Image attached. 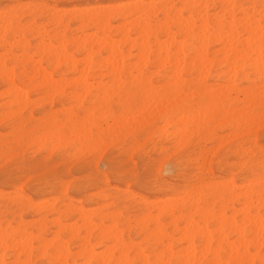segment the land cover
<instances>
[{
	"label": "snow or ice",
	"instance_id": "6c2138e0",
	"mask_svg": "<svg viewBox=\"0 0 264 264\" xmlns=\"http://www.w3.org/2000/svg\"><path fill=\"white\" fill-rule=\"evenodd\" d=\"M131 7V6H129ZM137 8L141 6H136ZM147 7V6H144ZM202 7L212 8V5ZM235 7V6H226ZM241 22L233 17L225 20L232 26V32L238 35L241 50L247 55L246 62L255 61L253 68L259 77V107L264 113V0L259 5H248ZM259 8V19L252 10ZM62 6L51 3L25 4L19 2L0 5V44L3 46V70L5 81L10 89L23 92L21 75L27 73L28 64L23 62L26 50L30 49L37 30H47L49 24L60 18ZM227 27V26H225ZM259 37V56L256 55V37ZM28 45H25V42ZM31 55L30 51H27ZM39 54L32 55L38 60ZM133 79L120 76L119 88L115 84L108 87L112 92L127 93L128 102L121 105L120 111H113V119H122L128 109L139 110L144 94L156 89V80L146 79L136 72ZM79 91V85L76 86ZM173 97L183 99L178 105L183 116L189 120L183 130L184 136L191 135L192 141L212 130L214 122L220 118L222 109L217 101V87L207 78L188 80L180 76L169 81L167 85ZM253 91H255L253 89ZM101 92L79 99L63 114L57 113L34 125L31 122L17 125L5 120V132L9 127L18 128L16 135L18 147L16 154L5 160L0 179L13 190L3 194L6 204H31L29 195L59 192L67 200L68 193L80 190L81 194L92 198L101 197L108 205V211L114 216L115 227L108 233L116 241L111 248L89 247L82 250V260L78 264H264V140L259 144L250 138H241L234 142L235 159L228 173L218 174L215 163L209 164L203 156H195L187 149H170L159 156H145L147 145L140 143V138H110L98 134L96 122L98 105L101 104ZM39 95V93H37ZM171 98V97H170ZM27 117V109L20 113L21 120ZM172 116L161 117L159 123L171 121ZM109 127L112 121H108ZM169 134L174 130L168 125ZM37 138L39 142L37 141ZM176 140L183 143V136L177 134ZM217 158L213 157V161ZM259 162V167L256 166ZM77 169H83L81 176ZM227 185L233 190L255 192L259 190L262 211L256 227L259 232L260 260L251 258L255 254V236L245 234L249 242L245 258L225 259L228 248L223 243L217 248L213 245L208 250L212 259H193L191 255L183 256V250H177L173 237L163 227L164 210L172 204H200L198 197L205 190ZM239 186V189H237ZM67 190V191H66ZM158 197H168L160 200ZM145 209L151 211L143 216ZM249 212V216H253ZM137 218V230L143 231V240L130 243L122 238L121 230L127 231L126 223ZM111 222L106 221L105 227ZM239 227V225H236ZM70 246V233L59 231L50 235L46 231L36 232L21 225L19 228L9 225L0 237V247L4 249V258L0 264H66L63 254ZM20 253V258L12 259L10 254ZM67 264H71L70 261Z\"/></svg>",
	"mask_w": 264,
	"mask_h": 264
},
{
	"label": "bare ground",
	"instance_id": "6f19581e",
	"mask_svg": "<svg viewBox=\"0 0 264 264\" xmlns=\"http://www.w3.org/2000/svg\"><path fill=\"white\" fill-rule=\"evenodd\" d=\"M129 2L130 3L125 2L126 4L119 3L118 5L112 4L113 6H110V7H103V6H97V7L76 6L74 7V9L72 10V13L74 16H76V18L79 19V22L81 24V27H80L81 32L80 34H77V35L69 34L70 27L65 20V15L67 11H65L64 9L63 10L61 9V12L63 13V15L60 18L55 19L51 22L54 28L53 32H51L53 35L52 38L50 37V34L44 30H37L36 32V35L38 36V39H39V43L38 44L36 43L37 45L35 47V53L34 52L32 53H34L35 55L38 53L39 60L33 61L32 56L27 54V51H30V49L26 50V54L23 57V62L28 64V71H30V74H32L35 77H38V76L41 77L42 79L39 78L40 83L39 81L38 83L42 84V82H44L45 80H48L46 82H49V80L52 79L50 72L48 73L43 68V65H42L43 62L50 64L51 68L55 71H58L61 66L62 67L64 66L68 69V71L74 74H77V77L79 76L78 78L80 79V84L78 85L79 87L83 85V88H80V89H83V91L86 88L96 89V90L103 91L104 93V91H107V90L109 91L107 86L111 84H115L117 86V89L119 88V84H120L119 78L121 75H124L125 78H127L128 80H131L133 79V76H132L133 72H136L140 76H143L144 73H147L146 79L156 80L159 86L156 89H153L152 91H150L149 93L144 94L145 100L143 99V103H144L143 106H145L146 108V105H147V108L146 109L144 108V112L147 110V113L151 114V113H154L151 109H154L155 111H158V112L160 111V113L162 112L164 116L166 114L170 115L174 111H181L178 105H182L184 103L183 99H177L176 97H173L171 95L170 91L167 88L169 81L173 80L174 78L180 77V76H183L190 81L199 80L201 77H204L210 80L212 84L217 87L218 89L217 101L219 102L221 109H222L220 118L214 122L212 126V130L206 132L202 137L197 136V138L194 141H192L191 135L184 136L183 130L186 128L187 124L189 123V120L186 116L180 117L182 115L181 114L182 111H181L180 116L177 115L178 117H175V116L172 117L171 121L165 120V122L162 123V127L157 126L158 127L157 133H159L160 137H163L164 135H166V133L169 130L168 125L169 123H171L174 130L171 133V135H169V133L168 135L172 137V140H173L172 144L174 143V147H176V149H181L195 142L196 143L195 150L192 152V154L195 156L206 157L210 165L215 162L213 161V157H216L218 159V157H220V155L226 151L232 154V158L235 157L236 148L234 146V142L238 141L241 138H245V139L250 138L253 143L257 144L258 138L264 135V113L261 112L260 107H259V89H260L259 77L255 69L253 68L255 61L246 62L247 55L244 51L241 50L239 37L238 35L232 32V26L230 23H228V20H231L233 17H235L237 19V23H240L244 12L248 10L247 6L249 4L259 5L261 0H182L179 3H174V1L172 0H152L149 3H145L143 0H136L133 2L131 1ZM211 3L219 6V8L222 11L217 12V13L215 11V13L212 14L210 13V8L202 7L204 5H210ZM136 6H141V7L137 8ZM144 6H147V7H144ZM226 6H235V7L233 8V7H226ZM252 12L258 20L259 19V9L256 8L252 10ZM237 13H239L240 16H238ZM225 16L228 17V20L224 19ZM114 22H117V23L119 22V24L114 25L113 24ZM49 41L58 42L56 43L57 46L52 45V43H50ZM258 41H259V37L257 36L256 37V48H255L257 57L259 56ZM25 45H28L27 41L25 42ZM30 48H31V45H30ZM0 49L3 51L2 44H0ZM103 55H106V56L103 57ZM3 60H4V51L2 52V54L0 53V75L3 76L4 81H5L4 70H3ZM26 76H27V73L22 72L21 77H26ZM104 78L108 79L109 81L107 83H103ZM53 79H52L53 80L52 82H55V80H57L55 78ZM59 79L60 77L58 78L57 82H59ZM61 79H64L61 85H65L66 78H61ZM72 79L69 78L68 80L70 82L67 81V83H72L73 82ZM90 80L93 81L92 84L91 83L89 84L88 81ZM38 83H35L36 87ZM59 83L57 85H60ZM53 84H54L53 86H55V83ZM7 89L9 90L10 88H7ZM59 89L60 87L57 89V91L52 92L51 93L52 95L49 92L47 94L53 97L55 95V92L57 93L59 92L58 91ZM253 89L255 91H253ZM53 90H54V87H53ZM6 92L7 90L5 89L4 95H6ZM11 92H13V90ZM24 92H22L23 95H24ZM1 93L3 94V91ZM14 93L16 92L14 91ZM83 93L84 92L81 91L80 92L81 95L79 93H78V96L77 94L73 95V93L72 95L75 96V98L81 96V98L79 97L81 101L83 100V97L86 96L85 93L87 94V91L84 94ZM21 94L16 93L17 96L20 95L22 98L23 95ZM16 95L14 94L13 97ZM106 96H103V98L101 97V99L105 100L106 98H108V96L111 97V95H108L107 97ZM10 97H12V95ZM52 97H50L49 100H51ZM58 97L60 96L58 95ZM23 98H24L23 99V102H24L23 105H24L26 101L25 98L26 99L28 98L26 96ZM121 98L123 99V97ZM30 100L31 99H29L28 101ZM11 101H12L11 99L8 100V104L9 102L11 103ZM18 102L20 103V100H18ZM18 102L16 101L14 103H18ZM55 105H57L56 102H55ZM151 107H154V108H151ZM20 108L22 112L23 109L22 107ZM23 108H25V105L23 106ZM64 108L66 110L67 106ZM119 108L120 107H118V109ZM149 108H151L150 110L152 112H149ZM141 109L142 108H140V110ZM140 110H137V112L140 113L139 112ZM106 114L104 113L105 116ZM135 115L136 113L132 117H135L136 119ZM142 115L141 117H143ZM11 116L12 115L8 117L11 118ZM99 116L101 118V115H98V117ZM125 118H126L125 121L129 120V122L126 123V125L130 124L131 128H135L140 123L143 127L147 125H152L155 127L154 119L149 118V116H146L141 119H139L140 117L137 118L139 119V120H135V122L138 121L137 123H132L133 121H131V115H130V118L127 119L126 116ZM98 121L99 120L97 119V123ZM103 121L106 122L107 120L103 119ZM122 121L124 120H121L120 122L123 123ZM0 122H3V120H1ZM120 122L118 124H120ZM114 123L112 126H114L115 124L118 125L117 123L115 124ZM107 125L105 124L106 127ZM221 126L228 129L230 133L224 136H218V134L215 132V129ZM106 127L103 128V130L105 129L106 131ZM107 128H109V131H110V127L108 126ZM178 133L183 136V143L175 139ZM37 142H38V138H37ZM165 149L163 151H165ZM223 155L225 154H222V156ZM256 166L257 168L259 167L258 161H256ZM221 172L224 173V171H221ZM237 189H239V186H237ZM75 192L77 193V191ZM204 193H206V197L217 196L219 199L223 201L228 198L229 201L232 202V204H235V203L240 204L241 208L239 207V210L233 209L234 211L232 215L228 216L226 213L228 206H224V208H222L223 211L219 215H216L215 212H213V210L211 209V206L201 208L199 204H194L195 207L193 208L192 212L190 209V213L199 215L201 219L199 221H202L203 223L202 227L204 228L200 230L199 227L201 226L198 224L199 225L198 229H196L197 226L195 224H197V222L195 223L193 221L194 223H192L191 220L189 219L188 220L190 222L186 221V223H183L184 224L182 226L183 228H181V226L175 227L176 224L172 226L173 230L174 228H176V230L182 229V231H184L182 232V234L183 233L186 234V235L183 234L185 236V237L183 236V238L178 236L180 240L187 238L188 243L190 242L188 245H185L186 248L189 246L188 247L189 251L187 250V252H183L182 254L185 253L186 255V253L188 252H190L188 253L189 255L194 254L192 251V248L194 246L195 240H198L203 243L204 250L202 249L203 246L202 247L199 246L200 250L199 249L198 250L200 252H197V253H200L201 254L200 256H202L203 254L204 259H206L205 255L208 254V250L213 247L214 243L215 245H217L216 246L217 248L222 243L225 246H227L228 255L226 256L227 258L225 259L245 258V251L247 248V244L249 242L245 234V225H247L248 234L250 236H255L256 245H257L255 247V254L251 258L255 259L256 261H259L261 258L260 249L258 246L259 236L257 235V233L259 232V229L258 227H256V223L262 211L259 190L255 192L233 190L227 185L221 184L218 187H213L209 190H205ZM229 201H227V203H229ZM43 203L44 202H42V204ZM50 203L53 204L55 202L52 201ZM90 203L92 204V202ZM39 204L41 203L39 202ZM39 204L37 202L36 207H39ZM32 205H34V202ZM32 207H35V205ZM74 208L75 207H73L72 209ZM78 209H80V207ZM195 209L197 210L196 212L194 211ZM147 211H148L147 213H149L151 210L147 209ZM176 211L178 210H176L174 206L172 208L169 207L168 209L166 208L164 210V214H167L168 216H172L171 220H173V224L175 223V219L176 220H178L177 218L182 219V216H183L179 214L181 218L179 216L176 217L177 215ZM250 211L254 213L253 216H249ZM110 217H112L111 214H110ZM191 218H192V215H191ZM141 221H142V218H141ZM41 222H44V220H42ZM100 222L99 224H103L102 220ZM111 222L112 224H114L112 220ZM188 222L189 224H187ZM212 222L217 224V226L215 227L217 230H211L212 233L217 232L215 234V236H218V238L216 237V240L213 234L209 231L210 229L208 230V226ZM58 223L59 221H55V226ZM74 223L70 222V224H74ZM82 223L84 225L83 224L81 225L83 226L81 229L85 230L86 228L85 222L83 221ZM191 223L196 226V227L194 226L195 230L194 228L193 230H189V229H192L193 227ZM61 224L62 226H64V224L68 225L69 223H61ZM80 224L75 225V229L68 227L66 231L70 229V232L73 235H75L74 233H76L78 229H80L81 227V226L80 227H76V226H79ZM94 224H93V227H90L91 224H88V225L86 224V226L90 227L91 229L89 230V232L90 231L92 232L99 225V224H95V225ZM112 224L110 225L112 226ZM67 225L64 226L63 228H66ZM103 225H99V227H102ZM136 225H137V222H136ZM185 225L188 227H186ZM191 225L192 227H190ZM236 225H239V227H236ZM6 226H9V225L6 224L4 228H7ZM111 226L106 228L104 225V227L106 229H110V231L112 230V228H114L115 224L113 225V227ZM72 227L74 226L72 225ZM104 227L103 229L105 230ZM86 229L88 230L89 228H86ZM183 229H186V231ZM223 229H227V232L229 234L226 235L223 232ZM3 231L5 232V230ZM101 231H99V234H103V231L102 232ZM1 232L0 234H2ZM86 232L88 233V236H89V232L88 231ZM180 232L181 230L179 231V233ZM78 233L79 231L76 233V237L78 236ZM140 233L143 234V231L140 230ZM72 234L70 235L71 237L73 236ZM179 235L182 236L181 234ZM231 235H233L234 241L233 240L231 241L230 239ZM100 236L101 235H99L98 237ZM102 236L105 238L107 237L106 235L104 236V234ZM83 237H85V234L82 235V237L80 235V238L82 240L84 239ZM109 237L110 236L108 235V238H106V240L109 239ZM88 238L85 240L87 241ZM143 238L144 237H142L141 239ZM112 240L114 241V239H110L109 243ZM180 240L178 241L179 243H180ZM88 241L87 243L86 242L85 243L87 247H91ZM130 241L131 240L129 239V242ZM140 241L141 240L133 242L132 240L130 243H139ZM85 243L83 244L84 246H85ZM80 246L82 245L80 244ZM84 246H83V249H84ZM186 248L184 247L185 250ZM189 248H191V250ZM0 249L2 250L1 251L2 254H0V257H1V255H3L4 253V249L3 247H0ZM66 249L68 250V248ZM81 249L82 248L79 249L80 254L82 253ZM201 249L206 253L204 254ZM191 251H192V254H191ZM17 253L19 256V252ZM17 253H15V255ZM65 253L67 254L69 252L64 251L63 257H65L64 260L66 261L68 256L65 255ZM80 254L77 255V253H75L74 251L73 256H76V255L80 256ZM185 255H183L184 258H185ZM189 255H186V256L188 257ZM191 257L193 259L195 258V256L193 255ZM200 258L203 259V256Z\"/></svg>",
	"mask_w": 264,
	"mask_h": 264
},
{
	"label": "rangeland",
	"instance_id": "374dc122",
	"mask_svg": "<svg viewBox=\"0 0 264 264\" xmlns=\"http://www.w3.org/2000/svg\"><path fill=\"white\" fill-rule=\"evenodd\" d=\"M56 1V2H55ZM129 1H131V2H133V1H136V0H0V5H3V4H5V3H12V2H19V3H25V4H40V3H51V4H56V5H61L62 6V10L64 9L65 11H67L66 12V15H65V20H66V22H67V24L69 25V27H70V31H69V34H75V35H77V34H80V32H81V29H80V27H81V24H80V22H79V19L78 18H76V16H74L73 15V13H72V10L74 9V7H76V6H81V7H86V6H92V7H97V6H103V7H110V6H113V5H115V4H126V3H130ZM145 3H149V2H151L152 0H143ZM172 1H174V3H179L180 1H182V0H172ZM126 2V3H125ZM59 3H61V4H59ZM107 4V5H106ZM113 4V5H112ZM109 5V6H108ZM210 5H212V6H214V7H212V8H210V13H215V11H216V13L217 12H220V11H222L220 8H219V6H217V5H215V4H213V3H211ZM249 5H251V4H249ZM70 8V9H69ZM259 9V8H258ZM238 14V16H240L239 15V13H237ZM74 20V21H73ZM74 23V24H73ZM76 23V24H75ZM114 25H118L119 24V22L117 23V22H114L113 23ZM71 25V26H70ZM53 26H52V24L50 23L49 24V26H48V28H47V30H44V31H46L47 33H49L50 34V37L52 38L53 37V35H52V33L51 32H53ZM89 30V29H88ZM59 32V31H58ZM30 40L32 41V43H31V48H30V52H31V56L32 55H35L34 53H35V47H36V45L39 43V39H38V36L35 34L34 36H31L30 37ZM50 42V41H49ZM37 43V44H36ZM50 43H52V45H56L57 46V44L56 43H58V42H56V41H53V42H50ZM2 50L0 49V53L2 54ZM32 52H34V53H32ZM106 55H103V57H105ZM39 60V59H38ZM43 68L49 73L50 72V75H51V77H52V79L53 78H55V79H57V80H55V82H52L53 80L52 79H50L49 80V82H46V81H48V80H45L44 82H42V84H39L40 83V80H39V78H41V77H35V76H33L32 74H30V71H28L27 72V76L26 77H21V85H22V87H23V90L25 91L26 89V91L24 92V95H23V93L21 94V93H18V94H21V95H23V97H27L28 99H26L25 98V100L27 101H25V108H23V97L21 98V96L20 95H16V91L15 90H13V92H11L12 91V89L10 90H8L7 88H9V86L7 87V83H6V81H4V78H3V76H1L0 75V121L1 120H3V122H0V172H2V169H3V167H4V163H5V160H6V158L7 159H11L15 154H16V149H17V147L19 146L18 145V138H17V135H16V132H17V130H18V128H15V127H9L8 128V132H5L4 131V129H5V127H6V125H5V120L7 119L8 121H9V123L11 124L12 123V121L13 120H15L16 122H17V125H22L23 123H28V122H31V123H33L34 125H37V124H39V122H41V121H43V120H45L46 118H49V117H52V116H54L55 114H57V113H60V114H62L63 112H65L66 110H68V109H70L71 108V106L76 102V100L77 99H79L80 100V98H81V96H79V97H77L78 96V93L80 94V92L82 91V92H86L87 91V94L85 93V95L86 96H93V98H95V96L93 95L94 93H97V92H101L102 94H101V96H100V101H101V104H100V106L98 105V111H97V119L99 120L98 121V123H97V125H98V134H103V135H107V136H109L110 138H112V137H115V138H117V139H123L125 136H127V137H130V138H136V137H139L140 138V143L141 144H143V145H147V147H148V151L145 153V156H149V155H154V156H159L161 153H166V152H169V150L170 149H173V150H178V149H176V147H174V143L172 144V142H173V140H172V137H170L169 135H168V133H169V130H168V132L166 133V135H164L163 137H160V135H159V133H157V128L158 127H162V123H158L159 121H160V119H161V117H163L164 116V114L161 112L160 113V111L158 112V111H155L154 109H151V108H154V107H151V108H149V112H154V113H151V114H149V113H147V110L144 112V108H145V106H143V102H142V105H141V107L140 108H142L139 112L140 113H138L137 112V110L136 109H134V108H131V109H128V111L125 113V115H124V117L122 118V119H119L120 121L121 120H124V121H122L123 123H121L118 119H113L112 117H113V111H120V109H121V105H123V104H126L127 102H128V95L125 93V94H123V95H121V94H119V92L117 91L116 93L115 92H113V93H111L110 95H111V97H109L108 95V98H106L105 100H103V99H101V97L103 98V96H106V95H104L103 94V91H100V90H96V89H84V91H83V89H80V88H83V85L81 86V87H79V91L77 90V85L78 84H80V79L77 77V74H74V73H72V72H70V71H68V69L66 68V67H60V69L58 70V71H55V70H53L52 68H51V66H50V64H48V63H44L43 62ZM81 68V67H80ZM53 72H55V73H53ZM105 73V72H104ZM60 77V79L61 78H66L65 79V85H61L62 84V81L64 80V79H59V82H57L58 81V78ZM25 78V79H24ZM50 78V77H49ZM72 79L73 80V82L72 83H67V81L68 82H70L68 79ZM42 79V78H41ZM38 81H39V83H38ZM42 81V80H41ZM75 81V82H74ZM109 80L108 79H106V78H104L103 79V83H107ZM3 82V83H2ZM46 82V83H45ZM51 82V83H50ZM89 82V84L91 83H93V81H88ZM35 83H38V85H37V87H36V85H35ZM53 83H55V86L59 83L60 85H57L56 87L55 86H53L54 84ZM64 83V82H63ZM74 83H75V85H74ZM69 84V85H68ZM71 84V85H70ZM42 85V86H41ZM64 86V87H63ZM70 86H71V88H70ZM31 87V88H30ZM53 87H54V90H53ZM60 87V89L58 90L59 92L57 93V92H55V95H54V93H53V97L51 96L52 94V92H54V91H57V89ZM85 88V87H84ZM5 89L7 90V92H6V95H4V91H5ZM52 90V91H51ZM86 90V91H85ZM3 91V94L1 93ZM14 91L16 92V93H14ZM34 91V92H33ZM32 92V93H31ZM39 92V95H37V93ZM50 93L51 95H48L47 93ZM78 92V93H77ZM108 92V90L107 91H104V93H107ZM12 93V94H11ZM72 93H73V95L75 94H77V98H75V96H73L72 95ZM83 93V94H84ZM12 95V97H10L11 95ZM16 95V96H14L13 97V95ZM26 94V95H25ZM82 94V93H81ZM80 94V95H81ZM45 95V96H44ZM47 95V96H46ZM58 95L60 96V97H58ZM127 95V96H126ZM5 96V97H4ZM52 97L51 98V100H49L50 99V97ZM85 96V97H86ZM106 96V97H107ZM126 96V97H125ZM18 97V98H17ZM19 97H20V99H19ZM49 97V98H48ZM58 97V98H57ZM121 97H123V99L121 98ZM13 98V99H12ZM75 98V99H74ZM12 100L11 101V103H13V104H11L10 102H9V104H10V106H9V104H8V100ZM14 99H15V101H14ZM16 99H18V100H20V103L18 102V100H16ZM22 99V100H21ZM29 99H33L32 101L30 100V101H28ZM7 100V101H6ZM107 100V101H106ZM144 100H145V98H144ZM6 102V104H5V102ZM18 102V103H14V102ZM22 101V102H21ZM57 103V105H55V102ZM83 101H84V97H83V100H81L80 102L81 103H83ZM115 101V102H114ZM70 102V103H69ZM110 102V103H109ZM22 103V104H21ZM63 103H65V104H63ZM67 103V104H66ZM6 105V106H5ZM21 105V106H20ZM23 105V106H22ZM55 105V106H54ZM60 105V106H59ZM104 105V106H103ZM67 106V109L65 110V108L64 107H66ZM106 106V107H105ZM20 107H22V109L24 110V109H27V117L24 119V120H21V118H20V113H21V108ZM34 109H32V108ZM38 107V108H37ZM118 107H120L119 109H118ZM37 108V109H36ZM40 108V109H39ZM61 108V109H60ZM146 108H147V105H146ZM145 108V109H146ZM20 110V111H18V110ZM32 109V110H31ZM36 109V110H35ZM39 109V110H38ZM43 109V110H42ZM58 109V110H57ZM104 109V110H103ZM152 111H151V110ZM18 112H17V111ZM53 110V111H52ZM57 110V111H56ZM136 110V111H135ZM134 111H135V113H136V119H135V117H132L135 113H134ZM17 112V113H16ZM106 114V113H108V114H106V116L104 115V113ZM129 112V113H128ZM176 112V113H175ZM180 112L181 111H174V112H172L171 114H170V116H172V117H178L177 115H181L180 117H182L183 116V113L181 112V114H180ZM37 113V114H36ZM103 113V114H102ZM137 113H138V115H137ZM4 114V115H3ZM143 116V117H141V115ZM173 114V115H172ZM10 115H12L11 116V118H9L8 116H10ZM31 115V116H30ZM98 115H101V118H100V116L98 117ZM103 115V116H102ZM130 115H131V121H133L132 123H137L138 121H136L135 122V120H139V119H141V118H144V117H146V116H149V118H152V119H154V124H155V127L154 126H152V125H147V126H145V127H143L142 125H141V123L138 125V126H136L135 128H131V125L130 124H128V125H126V123H128L129 122V120L127 121H125V116L127 117V119L128 118H130ZM140 115V116H139ZM108 116V117H107ZM129 116V117H128ZM140 117V118H139ZM108 118H109V120H108ZM137 118H139V119H137ZM159 118V119H158ZM5 119V120H4ZM97 119H96V122H97ZM103 119L104 120H107L106 122L105 121H103ZM110 120H112V121H114L115 123H119L120 122V124H118V125H116L114 122H112V125H113V123L115 124L114 126H112L111 125V127H110V131H109V128H107L108 126H109V124L107 123L108 121H110ZM119 121V122H118ZM125 122V123H124ZM4 124V125H3ZM102 124V125H101ZM104 124V125H103ZM105 124L107 125V127L105 126ZM101 125V126H100ZM122 125V126H121ZM164 125V124H163ZM158 126V127H157ZM106 127V131H105V129L103 130V128H105ZM154 127V128H153ZM112 128V129H111ZM117 128V129H116ZM100 129V130H99ZM116 129V130H115ZM220 131H219V130ZM225 127H223V126H221V127H217L216 129H215V132L218 134V136H224V135H227L228 133H230L229 132V130L228 129H226ZM105 131V132H104ZM143 132V133H142ZM151 132H153V133H151ZM173 132V131H172ZM171 132V133H172ZM151 134V135H150ZM263 136V137H262ZM262 136H260L259 138H258V140H257V144H259V142L261 141V140H263L264 139V135H262ZM163 138V139H162ZM11 139V140H10ZM169 140V141H168ZM37 142V141H36ZM38 142H39V140H38ZM167 143V144H166ZM195 145H196V143L195 142H193L192 144H190V145H187V146H185V147H183V149L185 148V149H187V150H189L190 151V153L192 154V152L195 150ZM161 148H162V150H161ZM166 148V149H165ZM165 149V151H163ZM157 153V154H156ZM222 154H225V155H223L222 156ZM221 155H220V157H218V159H216L215 160V170L217 171V173L218 174H220V173H223V172H221V171H224V174H227V172H228V169L230 168V166H231V163H232V161L235 159V157H233L232 158V154H230V153H228V151H226V152H223ZM227 155V156H226ZM223 159H222V158ZM225 160V161H224ZM230 161V162H229ZM225 162V163H224ZM226 164V165H225ZM228 165V166H227ZM220 167V168H219ZM226 167V168H225ZM221 169V170H220ZM219 170V171H218ZM226 171V172H225ZM77 172H79L80 173V175L81 176H83V175H86V173H85V171L83 170V169H77ZM11 190H13L12 189V187L10 186V185H5L4 184V182H3V180L2 179H0V232L1 231H3V230H9V226H6L7 228H4V226L7 224V225H13L14 227H18L19 225L21 226V225H23L25 228H27V229H29V230H35L36 232H40V231H46L48 234H50V235H55L57 232H59V231H66V229H68V227H71L72 229H75V225H78V224H80V222H81V224L79 225V226H76V227H80L83 223V221L85 222V227L86 228H89L88 230L85 228V230L86 231H88L89 232V230H91L90 229V227H93V224L95 223V224H99V222L102 220V223L105 225V222L106 221H109V219H110V222H111V220L113 221V223H114V217L113 216H115V215H118L119 214V212H121V211H127V209H124V208H121V209H119L118 210V213H116V214H113V213H111V212H109L108 211V205L107 204H105L104 202H103V198H101V197H96V198H92V194L91 193H89L88 194V196H84V195H82L81 194V191L80 190H76L77 191V193L75 192V191H73V192H69L68 193V199L67 200H65V199H63V198H61V196H60V194H59V192H57L55 195H53L51 192H48V193H41V194H39V196H40V198L39 199H36L35 198V196H36V194H34L35 192L33 191L30 195H29V199L30 200H32L33 202H34V205H35V207H32V206H34V205H32L33 204V202L31 203V204H28V203H25V204H23V205H19V204H14V203H8V204H6L5 202H4V200H3V194L6 192V191H11ZM67 191V190H66ZM2 192V193H1ZM78 196V197H77ZM168 200V199H170V198H168V197H158V199H161V200H166V199ZM199 199H198V201H202L203 203H202V205H200V207L202 208V207H208V206H211V209L213 210V212H215V214L216 215H219L222 211H223V209L222 208H224V206H228V208H227V210H226V213H227V215L228 216H231L232 215V213H233V209H238L239 210V207L241 208V205L240 204H238V203H235V204H232V202L231 201H229V199L227 198V199H225L224 201L223 200H221V199H219L217 196H209V197H206V193H201L200 194V196L198 197ZM215 199H216V201H215ZM85 200V201H84ZM229 201V203H227V201ZM44 202L43 204H42V202ZM55 202V203H50V202ZM212 201H213V203H212ZM35 202H36V204H35ZM37 202H38V204H39V202L41 203V204H39V207H36V205H37ZM90 202H92V204L90 203ZM87 203V204H86ZM213 204V206H212V204ZM226 203V204H225ZM91 204V205H90ZM32 205V206H31ZM43 205V206H42ZM45 205V206H44ZM86 205V206H85ZM238 205V206H237ZM77 206H78V208L80 207V209H78L77 208ZM175 207L176 208V210H178V211H176V217L177 216H179V214H181V216H182V219H179V218H177L178 220H176L175 219V223L173 224V220H171L172 219V216H168L167 214H164L163 215V220H164V224H163V227L165 228V229H167L168 230V232L170 233V235H172L173 236V240H174V243H175V245H176V248H177V250L178 251H180L181 250V248H182V250H183V252H187V250H188V247L186 248V246L185 245H188L189 243H188V239L186 238V239H182L183 238V236L184 235H186V234H182V232H184V231H182V229H177L176 230V228H174V230H173V228H172V226L173 225H175V227H180L181 226V228H183L182 226L184 225L183 223H186V221H189V220H191V222L192 223H196L197 222V224H195L196 226H197V228L196 229H198V226L200 225L201 227H199L200 228V230H202L204 227H202V225H203V223H202V221H199V220H201L200 219V217H199V215L198 214H194V213H190V209H191V212L193 211V208L195 207V205L194 204H189V205H187V206H185L184 204H182V203H180V204H175V205H170V206H168L167 207V209L170 207V208H172V207ZM232 206V207H231ZM66 209H65V208ZM73 207H75L74 209H72ZM94 207H95V209H94ZM98 207V208H97ZM236 207V208H235ZM77 208V209H76ZM83 208V209H82ZM88 208V209H87ZM90 208V209H89ZM91 208H93V209H91ZM180 208V209H179ZM72 209V210H71ZM84 209H86V210H84ZM78 210H80V211H78ZM189 210V211H188ZM69 211V212H68ZM77 211V212H76ZM195 212L197 211L196 209L194 210ZM228 211V212H227ZM82 214H81V213ZM106 212V213H105ZM148 211H147V209H145L144 211H142L141 212V218L143 219V216L145 215V213H147ZM188 212V213H187ZM95 213V214H94ZM24 214V215H23ZM83 214H85V215H83ZM91 214V215H90ZM104 214V215H103ZM109 214V215H108ZM110 214H111V216L112 217H110ZM113 214V215H112ZM144 214V215H143ZM193 214H194V216H193ZM230 214V215H229ZM101 215H103V216H101ZM191 215H192V218H191ZM9 216V217H8ZM85 216H87V217H85ZM100 216V217H99ZM107 218H106V217ZM181 216H179L180 218H181ZM82 217V218H81ZM84 217V218H83ZM109 217V218H108ZM175 217V218H176ZM194 217V218H193ZM199 219H198V218ZM53 220H52V219ZM54 218H56V219H54ZM140 218V219H141ZM174 218V217H173ZM80 219V220H79ZM84 219V220H83ZM89 219V220H88ZM189 219V220H188ZM193 219V220H192ZM22 220V221H21ZM34 220H36V221H34ZM42 220H44V222H41ZM83 220V221H82ZM106 220V221H105ZM170 220H171V222H170ZM55 221H59V223L58 224H56V226H55ZM93 222V223H91V222ZM194 221V222H193ZM9 222H10V224H9ZM69 223L68 225H70V226H68L67 224H64V226H66L67 225V227L66 228H63L64 226H62V224L61 223ZM70 222H72V223H74V224H70ZM88 222V223H87ZM90 222V223H89ZM136 222H137V218L134 216L133 218H132V221L131 222H127L126 223V227H127V231L125 232V231H122L121 230V236H122V238H124V237H127L128 238V240L130 239L131 241L133 240V242H136V241H139V240H143V239H141L143 236V234L142 233H140V230L138 231L137 230V225H136ZM190 222V221H189ZM189 222L187 223V224H189ZM201 222V223H200ZM38 223V224H37ZM101 223V222H100ZM170 223V224H169ZM191 223V224H192ZM17 224H19V225H17ZM86 224L88 225V224H91V226L90 227H87L86 226ZM94 224V225H95ZM103 224H99V225H103ZM111 224H112V222H111ZM168 224V225H167ZM186 224V225H187ZM199 224V225H198ZM214 224V225H213ZM72 225L74 226V227H72ZM84 225V224H83ZM99 225H98V227L97 228H95L92 232L90 231L89 232V236H88V233L84 230V229H81L83 226H81L80 227V229H78V231H79V233H78V236L76 237V233L78 232H76L75 230V232L76 233H74V231H73V233L75 234V235H73L71 232H70V229L69 230H67V232L68 233H70V235L72 234L73 236L70 238V246H66V248H68V250L67 249H65V251H68L69 253H70V251H71V255L69 254V253H65V255H67L68 256V258L66 259V262H68V261H70L71 262V264H78V262L79 261H81L82 260V254H80L79 252H80V248H82L83 249V244L86 242L87 243V241H88V243H89V245L92 247V246H97V247H104L105 246V248L107 249V246H108V248H111V245L113 244V245H115L116 244V241L114 240H112L110 243H109V241H110V239H112L111 238V236L109 237V239H107L106 240V238H108V233L110 232V229H106V228H108V227H104V225L102 226V227H99ZM113 225L114 224H112V226L111 227H113ZM130 227H129V226ZM185 225V226H186ZM193 225V224H192ZM192 225L190 226V227H192ZM195 225H193V227H192V229H189V230H193V228H194V226ZM19 226V227H20ZM45 226V227H44ZM184 226V227H185ZM195 226V227H196ZM217 226V224L216 223H210L209 224V226H208V230L211 232V230H217L215 227ZM3 227V228H2ZM18 227V228H19ZM103 227L105 228V230L103 229ZM115 227V226H114ZM186 227H188V226H186ZM58 228V229H57ZM100 228V229H99ZM104 230H102V229ZM169 228V229H168ZM172 228V229H171ZM130 229V230H129ZM187 229V228H186ZM186 229H183V230H185L186 231ZM77 230V229H76ZM103 231V234H104V236L106 235L107 237L105 238V237H103L102 235L103 234H99V231ZM108 232H107V231ZM181 230V232L179 233V231ZM194 230H195V228H194ZM72 231V230H71ZM85 233H84V232ZM101 231V232H102ZM133 231V232H132ZM199 231V230H198ZM54 232H56V233H54ZM100 232V233H101ZM106 234H105V233ZM132 232V233H131ZM214 232V231H213ZM223 232L226 234V235H228L229 233L227 232V229H223ZM2 234H0V236H3V234H4V231L3 232H1ZM87 233V234H86ZM96 233H98V234H96ZM212 233V232H211ZM217 233V232H216ZM216 233H212L213 234V236L215 237V240H216V237L218 238V236H215V234ZM85 234V237H83L84 239L82 240L81 238H80V235H81V237H82V235H84ZM94 234V235H93ZM179 234H181L182 236H180ZM219 234V233H218ZM217 234V235H218ZM86 235H87V237H86ZM97 235V236H96ZM99 235H101L100 237H98ZM125 235V236H124ZM132 235V236H131ZM182 237L181 239L182 240H180V238L179 237ZM75 237V238H74ZM89 237V238H88ZM178 237V238H177ZM185 237V236H184ZM73 238V239H72ZM88 238V240L86 241L85 239H87ZM177 238V239H176ZM77 239V240H76ZM81 239V240H80ZM230 239H231V241L234 239L233 238V235H231L230 236ZM75 240V241H74ZM180 240V243L178 242ZM83 241V242H82ZM130 241V242H131ZM234 241V240H233ZM73 242V243H72ZM186 242V243H185ZM86 243H85V246H84V249H86L85 247H87V245H86ZM96 244V245H94V244ZM80 244L82 245V246H80ZM110 245V246H109ZM113 245H112V247H113ZM213 245H215V243L213 244ZM181 246H183V247H181ZM202 247L203 246V243L202 242H200V241H198V240H195V242H194V246H193V248L195 249H193L192 248V251H193V253L195 254V252H196V254L194 255V254H192V251H191V254L193 255V256H195V258L194 259H199V260H208V259H210V257L208 256V254H206L205 255V257H206V259H204V255L202 254V256H203V259L202 258H200V257H202V256H200L201 254L200 253H197V252H200L199 250V248L200 247ZM215 246H217V245H215ZM184 247L186 248V250L184 249ZM87 248H89V247H87ZM180 248V249H179ZM204 248V246L202 247V249ZM82 249H81V252H82ZM83 249V250H84ZM190 250H191V248H189ZM199 249V250H198ZM201 249V250H202ZM204 250V249H203ZM202 250V251H203ZM2 250L0 249V254H2V252H1ZM74 251H75V253H77V255H79L80 254V256H73V254H74ZM189 251V250H188ZM195 251V252H194ZM17 253V252H16ZM188 253H190V252H188ZM188 253H186V255H189ZM202 253V252H201ZM203 253L205 254L206 252H204L203 251ZM70 255V256H69ZM183 255H185V253L183 254ZM185 255V258H187V256ZM191 255V256H192ZM199 255V256H198ZM10 256H11V258L12 259H17V256H18V253L15 255H12V254H10ZM16 256V257H15ZM63 256H64V254H63ZM197 256V257H196ZM1 257L2 258H4V253H3V255H1ZM1 257H0V259H1ZM76 257V258H75ZM229 257V256H228ZM18 258H20V253H19V256H18ZM65 257H63V259H64ZM80 258V259H79ZM225 258H227V257H225ZM211 259H212V257H211ZM73 260H74V262H73ZM258 262V261H257ZM67 264V263H66Z\"/></svg>",
	"mask_w": 264,
	"mask_h": 264
}]
</instances>
